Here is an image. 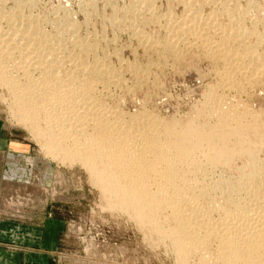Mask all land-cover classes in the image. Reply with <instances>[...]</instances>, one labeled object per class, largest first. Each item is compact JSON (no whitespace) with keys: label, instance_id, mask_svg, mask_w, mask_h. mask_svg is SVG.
Wrapping results in <instances>:
<instances>
[{"label":"rangeland","instance_id":"obj_1","mask_svg":"<svg viewBox=\"0 0 264 264\" xmlns=\"http://www.w3.org/2000/svg\"><path fill=\"white\" fill-rule=\"evenodd\" d=\"M13 1H15L17 3L20 1V2L26 4V5L23 4L24 8L22 11L19 10L20 12H22L20 14L21 15L23 14L22 15L23 20H25V18L26 19L29 18V20H31V18H32V21L35 22L37 20L36 18L40 17L36 22V25L38 27H40V28H38V30L40 29L39 30L40 32L42 30L44 32L45 28H47V30H45V32H50L49 35H51V37H53L52 39L54 42H56L55 40L60 39V37H61L60 30L62 31L63 29L68 27L66 25V21H67V24L69 22L71 23V25H70L71 28H70V26L68 28H66L68 31L67 34L68 33L69 34L67 35L65 32V35H63L65 37V40L62 43L66 47L62 48V51H60V54L61 55L63 54V56H66L65 59L67 57H69L67 59H70L71 57H72L71 59H74V58L75 59L77 58L79 60L83 59L84 61L86 60V61H88V63L92 64V65L91 64L87 65L88 66L87 67L88 68L87 69V71H88L87 77H89L88 81L91 82V84H90L91 87H94V88H91L89 91V93H91V94L90 95H89V93L86 94L85 96H83V99L90 96V98L93 100V102L95 104L93 109H96V107L98 109V107H100V106L102 108H105V106H106L107 109L105 108L106 110H104V111L108 112V114L110 112V114L114 115L115 113H118V110H119L120 114L119 113H118L119 115L115 114L117 117L120 118V119H118L115 116L117 118L118 122L119 121L122 122L124 120H127V119H129V117L131 115H134V114H136L135 118L137 117V114H138V118L139 117H141V118L146 117V119H149V118L151 119L152 117L148 118L149 114H151L150 116H153V117L156 116V120L158 122L160 121L159 123L161 125L174 126L175 124L177 125L178 123L179 124L182 123V120H187L188 118H190V119H188L187 121H190L191 117H192V119H193L192 121H194L198 125V127L208 129L214 123L215 119L213 118L214 121L212 119H209V118L207 119V117H210V116H207V114H204V113H207L208 109H210V105H213V104H210V105L208 104V101H207L208 96L204 95V94L207 92V90L209 92L210 91L209 89L211 88V94H209V97L211 98V100L215 101V104L217 101L220 102L219 105H221V107H222V108H220L222 110V111L220 110L221 112H224V111L225 112L226 111L231 112L232 111V113L239 114L240 116H242V113L243 112L245 113V109H243V108L247 107V109H249V108L251 109V110L249 109L250 112L252 110H254L253 112L255 113V115L258 114L256 116V118L259 119L260 123H262L264 125V77H263L264 75L263 74L259 75V73H263V72L258 71V69L259 70L261 69V71H264V62L262 63L260 61V60H264V58H263V56H264V0H205V1L204 0H202V1L201 0H195L194 1L195 8H197V9L200 8L198 10H201L200 12L203 14L202 17L204 19L206 18V22H207V15L206 14L210 15L209 19L212 18L214 20L213 21L214 23L209 22L210 20H208V23H212V25L210 24L211 29L214 27L213 31H214L215 26H216L215 22L218 23L217 26L223 25L226 28V25H227L228 27L226 29L228 30L227 33L230 37L236 36V35H230V34H235L237 30L241 29L243 31V29H244L246 31V33H245L246 35L244 37L245 39L243 38L242 39L243 43L241 42L242 47L241 46L238 47L234 42H232L231 38H233V37L230 38L231 39V40H229L230 42L228 41V43L226 42V44H223L222 42H224V41H222V42L220 41L221 39L224 38L223 33H221L218 36L214 33L211 34V35L214 34L211 37H213V39L216 37L215 38V39H217L216 41H219L220 43H222L223 46L227 47L228 44L229 45L231 44L229 47H232V48L235 47L234 48L235 51H236V46H237V49L240 48V49H238L239 56H238L237 51L236 52L233 51V52L237 53L236 57L238 59L240 58L239 60H237L238 64H236V65H240L238 67L242 68V66H244V68H245L246 65H248L249 66V67H247L248 69L253 68V69H251V72H249L251 74H247V73L244 74L243 73L242 76L239 74L230 75L231 76L230 80L233 79L232 84H235L237 82L238 83L237 85H240L243 89L240 86L236 87L235 85H231L229 87V88H231V90H229V88L228 89L224 88L225 89V90L223 89L224 92H223V90H220V89H222L221 84H223V83H220L221 82L220 80L222 78L221 79L219 78V77H222L221 76V70L223 68L222 66H224V62H222V60H219V59L217 60L215 58L216 56L215 57L212 55L207 56V55H210L207 51H205V50L202 51V49L201 48L199 49V47L196 48V46H194V44H193V46H190L192 43L191 44L188 43L189 45L185 46L184 45V44H186V41H185V43L182 45V42H184V41H182V40H184L183 37L181 38L182 42L179 41L177 43H175L177 40H173V38L175 36H172V38L169 37V36H171L170 30H174L176 28L175 27L176 25H174V24L179 23L177 21H181V20H182L181 22H183V20H184L183 16H185L186 12L188 11L184 8L185 4L183 5L182 4L183 2L181 0H179L178 2H177V0H173V1L172 0H154V1L148 0L149 2H152V3H148V4L150 6H152L151 4H153L152 8H153V10L155 9V11H153V10L152 11H153L154 15L155 14L156 15L155 16L153 15L154 17L151 14L149 15L150 11H143V10L142 11H134L136 13L138 12L137 14L135 13L136 14L135 19L137 18L136 20L134 19L135 21L129 20L130 19L129 14L131 12L134 13L132 11V4H130L129 0H18V1L17 0H6L5 1L6 3L3 4L4 6L0 5V8L2 7L0 10L1 11L0 12V21H1L0 27L2 26L1 28L6 29V27L8 28V23H12L11 22L12 20H9V18H8L10 15L14 16L15 14L16 15L19 14V11L17 9H15V10L13 9V7L17 8V6H19V5L17 4V6H16L15 5L16 3L15 2L13 3ZM207 1L209 4L207 3ZM147 2L145 3L146 5H147ZM31 4L33 5V10H28V8H29L28 6H32ZM111 4H112V6H111ZM8 5H9V7H11L13 5L11 8L13 10L10 11V9H7V8H9ZM144 6L145 5H142V7H144ZM171 6H172V8H171ZM223 6H224V8H223ZM5 9H7V10L5 11ZM235 9H238V13H236L237 10H235ZM241 9L244 11L242 12ZM185 10H186V12H185ZM224 10L226 12L229 11L232 16L229 14V12L227 14H226V12L224 13L223 12ZM2 11H4L5 14H6V12H9L10 15H9V13H7L3 17L2 13H4V12H2ZM30 11H32V12H30ZM212 11H214V14H215L214 17L216 19H214L213 15H211L213 13ZM11 12L13 13V15ZM28 12H30V13H28ZM241 13H243V16ZM27 14H30V17L27 18V16H26ZM31 14H32V16H31ZM238 14H240V15H238ZM66 15H68V17L70 18L69 22H68L69 18L67 19ZM122 15H128V18L124 19V22L126 24L122 21V23L124 25H127L128 27L124 26L122 24L123 27H125V28H123L121 26L120 27L121 30L119 28L115 29V27L113 26V23H116L117 19L118 20L121 19ZM165 15H166V17L167 16L169 17V15H170V17H169L170 19L172 17L173 18L171 20H169L168 17H167L168 19L165 18ZM234 15L236 17L233 18ZM1 16L3 17V20L1 19ZM156 16H157V19L159 20V22H158V20H156ZM237 16H238V18H237ZM149 17H150V19H149ZM124 18H126V17H124ZM140 18H141V20H139ZM147 18L149 20H147ZM236 18H237V22L239 20V23L240 24L242 23L241 24L242 28L240 27L241 25L239 23L237 25ZM6 19H8L9 22H7L8 20H6ZM50 19L51 20L52 19H55V20L58 19L57 20L58 22H56V21L53 22ZM59 19H60V21H59ZM64 19H65V21H62ZM163 19L164 20L167 19L168 21H170V22L172 21L173 23L171 22L172 24H170V22H167V20H166L167 23H165V21H164V24H163V21H162ZM212 19H211V21H212ZM49 20H50V22H49ZM173 20L174 21L177 20V21L174 22ZM229 20H231L230 23H229ZM127 21H129L131 23H129V22L127 23ZM136 21H137L136 24H138L136 29L141 27V29H143L142 31L144 32V33L142 32L141 34L142 35L144 34V35L142 36L139 34V36H137L136 35V34H138L137 30H135L136 33H134L135 34L134 35L131 32L132 31L131 30V31L127 32L129 35L128 36L126 31H128L131 27L130 25H133ZM5 22L7 25L5 24ZM227 22L229 24L233 23L230 25L231 27L235 23H236V25H234L235 27L233 26L231 28L229 26V24H227ZM72 23H73V26H72ZM50 24H53V25L51 26ZM165 24H167V25H165ZM49 25L51 26V29H50ZM168 25H170L171 29ZM53 26L54 27L59 26V27H56L54 29ZM167 26L170 29L169 30L170 32L168 31V33H170V35H168L167 32H166L167 34H165V32H163V31L168 30V29H166V28H168ZM217 26H216V28H217ZM62 27H64V28H62ZM161 27H163V29H164V27H166V28L163 30ZM236 27H237V30H236ZM57 28L59 30H56ZM73 28H75V29H73ZM229 28H231L232 29L231 31H233L234 33H232L231 31L229 32V30H230ZM233 28H235V29L233 30ZM238 28H240V29H238ZM66 29H65V31H66ZM118 29L120 31H118ZM122 29H124V30H122ZM205 30H207V29H204V31ZM10 31L11 32L13 31V27L10 28ZM10 31H9V33H10ZM56 31L60 34V36L58 35V33ZM242 31H241V33H242ZM55 32L57 33V37L55 35L56 34ZM27 33H28V35L32 34V37H33L32 32L31 33L23 32V34H22L23 36L21 35L22 37L20 40H21V42L23 41V43H25V44H26V42L30 43V44H28L27 48L29 49V47H30V50H31V49H33V47L35 45L32 44L33 40L30 41L32 39L30 37L31 35L28 36ZM146 33L148 36L146 35ZM172 33H173V31H172ZM72 34H74V35H72ZM95 34H97L99 37V38L95 39L96 42L99 43V44L96 43L97 46H95L97 51L95 50V48L92 49L94 47V42H95L94 38L96 36ZM26 35L28 37H30V39L28 38V41H27V38L24 39L25 37H27ZM242 35H243V33H242ZM86 36H88L87 40H86ZM102 36H104V38H102ZM165 36L167 38L169 37L172 39V40L170 39L171 42L168 41L169 44H171L173 46V44L175 43L174 47L170 46V48H172V49H166V50H169V52L166 50L165 51L162 50V49H164L162 46L164 45L165 42L161 43L160 40L165 38ZM73 37H75V39L76 38L77 39L75 40ZM83 37H85L84 38L85 40L83 39V41H80V40H82L80 38H83ZM188 37L189 36H187V38ZM67 38L70 40L66 41ZM142 38H143V40H142ZM148 38H150V39L152 38V39L149 40ZM235 38H237V37H235ZM52 39L50 38V40H52ZM145 39L148 41L145 42ZM174 39H176V37ZM77 40H79L80 45L79 44L78 45L80 47L77 45V43H78ZM104 40H105V43H104ZM112 40L114 41V43ZM152 40L153 41L156 40V42L152 43L151 42ZM225 40H226V38H225ZM245 40L246 41L248 40V41L246 42ZM73 41L74 42L77 41L76 42L77 47H76L75 43H73ZM84 41H85V43H84ZM257 41H259V42H257ZM65 42H67V43H65ZM89 42H90V47L87 46V44L89 45ZM178 43L180 44L179 47H177ZM65 44H67V45H65ZM71 44H73V45H71ZM82 44L85 47V49L83 48L84 50L81 49ZM92 44H93V46L91 47ZM100 44H101V46H100ZM105 44H107V45H105ZM160 44H162V45H160ZM243 44H245L244 45L245 48H244ZM26 45H24V46L26 47ZM250 45H251V47H250ZM74 46H75V48H74ZM173 48L174 49L176 48V50L178 48H180V49L177 52ZM181 48H182V50H181ZM17 49H18L17 51L15 50V48L10 50L12 61L16 59L15 60L16 62L15 61L13 62L14 64H12V62H11V66H13L14 68L8 66L10 68V72L13 71L11 73V75L16 77V78L19 76L17 80L20 81L18 83H20L21 85H23L24 83L26 84L27 81H28V83L29 82L31 83L33 81V83H31V84L34 86L36 93L40 92L41 90H39V88H38V90H39L38 91L37 87L34 85L37 82H39L37 80L39 78L37 76L39 74V72L38 71L33 72L34 68L30 64L24 65L28 61L27 62L24 61L25 63H23L21 65L16 64L18 62V60L21 58L20 49L19 48H17ZM65 49L67 50V52ZM250 49L252 50L251 52H250ZM253 49H255V50H253ZM78 50L81 52H79ZM85 50H87V51L85 52ZM173 50L175 52H173ZM240 50H241V52H240ZM77 51H78V53H77ZM83 52H85V53L90 52V53L85 55ZM206 52H207V54H205ZM96 53H97V56H94V54H96ZM120 53H122V54L120 55ZM174 53L175 54L178 53V55L180 54L179 56L178 55L175 56V57H178V58L180 57V58L175 59V57H173V55H175ZM92 54H93V57H95V58H93V60H92ZM169 54H170V56H169ZM241 54H243V55H241ZM249 54L250 55L253 54L252 59L250 58L251 56H249ZM77 55H78V57H77ZM203 55H204V57H203ZM47 56H46V58L48 61H53V62L56 61V60L54 61V59H52V58H49L50 56L49 57H47ZM254 56H255V58H254ZM259 56H262V57H259ZM81 57H84V58H81ZM96 57H98L97 60H96ZM211 57L212 58L214 57V58L212 59ZM256 57H257V59H256ZM85 58H88V59H85ZM100 58H102V60L104 58V60L103 61L100 60V62H99L98 60ZM107 58H108V60H107ZM26 60H29V59H26ZM118 61H119V63H118ZM123 61L129 63L130 65L129 64L126 65V63H124ZM131 61L134 62L135 64L130 63ZM217 61H219V62H217ZM249 61L251 62V64ZM247 63H249L250 65ZM66 64L67 65H65V66H67V67H64V68L67 71L68 70L70 71L73 68H75V66L73 67L74 64L72 62H69ZM71 64H72V68H71ZM93 64L95 65V68L96 69L98 68L99 70L98 69L96 70L94 68ZM99 64H101V65L103 64V65L101 66ZM133 64L137 67L133 66ZM14 65L15 66L18 65V66L15 67ZM68 65H70V66H68ZM104 65H106V66H104ZM108 65H109V67H108ZM128 65L130 68L127 67ZM131 65L133 66L132 68H134V69L131 68ZM220 65H222V66H220ZM257 65H258V67H257ZM261 65H263V66H261ZM89 66H92V67L89 68ZM98 66H100V68ZM103 66L105 68H103ZM119 66H121V67L119 68ZM252 66H254L255 68ZM259 66H261L263 68H261V67L259 68ZM25 67H27V68L29 67V68L27 69ZM148 67H149V69H148ZM106 68H107L106 72L109 75L104 70H102V69H106ZM117 68H119V69H117ZM127 68H128V70H126ZM116 69L119 70V73H121L120 75L118 74V72H116ZM135 69H137V70L142 69V70L139 72L137 71V73L135 74V72H136ZM110 70H111V72H110ZM253 71L256 72L257 76H255L256 74ZM25 72H26V75L29 74L32 77V80H31L30 76L24 75ZM111 73L115 76V78L112 75H111L112 77L110 76ZM141 73L144 76H141L142 75ZM105 74L107 75L109 82L107 81L108 79L106 78ZM246 74H247V77H249L251 75L250 76L251 78H252L253 74H255L253 76L255 78H252V80L250 77L246 78L245 77ZM76 75H75V77H73L74 78L73 80H75V81L77 78L80 77L78 75H77L78 76L77 77ZM118 75H119L120 79L118 78ZM25 76L27 77V79ZM85 76H86V74H85ZM233 76H235L236 78L235 77L233 78ZM243 76L245 77L244 79L246 81L242 78ZM33 77L35 79H33ZM36 77H38V78L36 79ZM96 78H97V80H96ZM113 78L115 80H113ZM116 78H118L117 79L118 82L116 81ZM101 79L103 80V82ZM143 79H146V80H143ZM237 79H240L239 81H241V83L239 81H237ZM247 79H250L251 83H248L250 81L249 80L247 81ZM110 80H113V81H110ZM138 80H140V81H138ZM255 81H256V83H255ZM139 82H141V83H139ZM244 82L248 83V84L246 83L247 86H246V84H244ZM216 83H217V85H219L218 83H220V85L217 86ZM93 84H94V86H92ZM241 84H243V85H241ZM249 84L251 86H249ZM233 87H235V88H233ZM214 88H216V89H214ZM32 89H33V87L30 89L32 91V95H33V93L35 91H34V89L33 90ZM234 89H236V91ZM92 90H94L95 92L93 91L94 92L93 93ZM227 90H229V92H227ZM35 95H37V94L34 93V96ZM210 95L211 96L213 95V97H215V96L216 97L213 99V97H211ZM217 95L219 97L220 96L221 97L219 98ZM100 96H101V98H100ZM206 96H207V98H206ZM9 97H10L9 92L7 91L6 87L3 86L2 84H0V131H1L0 134L4 136L5 147H6V149H8V150L4 149L6 151V152L4 151L5 153H2L0 150V160L2 159V161H0V181H1L0 182V204L3 205V207L0 208V211H2V210L5 211L4 214L6 215L7 220H16V221L22 222L23 227H29L30 228L31 226H36V229H35L36 235L22 233V236H21L22 242L41 244V243L49 242L50 240H52L50 237H54V241H55L54 244H56V248L54 251L56 254L55 262L57 264H181L179 259H178L177 254H176V251L174 249V246L172 244V239L170 238V236H169V238L171 239V241L165 235L163 239L158 241V243L157 242L156 243L151 242L150 236H148L150 234L146 231L145 226L140 225V223L137 221V219H136V217H134V215H132L131 213L129 214V213H127L123 210H120V209H118V210L117 209H110V208L106 207L107 205H105V203L103 204V201L101 198L102 197L101 186L94 183L95 181L92 180L91 175H89L90 173L86 169H84L85 167L80 162H76V161H68L67 162V160L63 161L61 159V157L63 156L64 153H60L59 155L54 154V157H53L52 154H50V153L48 154L46 151H44L41 144L40 143L38 144L37 141H35L36 139H32L34 137H31L32 134H30L31 132H30L29 128L25 129L24 124L18 125V123H22V122L17 121L16 119H14L13 116L9 115V114H12L11 108H10L11 105L9 104V101H8ZM95 98H96V100H95ZM203 98H206L207 100H205ZM97 99L99 101L98 104H97ZM100 99H102V100H100ZM44 100L45 99H43L41 101V104L43 103L42 105H45V106L47 105V106L46 107L42 106V105L41 106L49 109L51 104L48 101H50V100L49 99H46L45 101ZM205 101H207V103ZM105 102H107V105ZM203 103H205V104H203ZM221 103H223V104H221ZM235 103H237V105H235ZM217 104H218V102H217ZM205 105H208L209 108ZM64 106L62 108H65ZM110 108H111V111H109ZM203 108H204V110H203ZM113 109L115 110L114 114L111 113L114 111ZM62 110H64V109H62ZM81 110H82V108H81ZM50 111H52L51 108H50ZM246 111H248V110H246ZM139 112L144 113L145 115L148 113V115L144 116V114H140ZM55 113H53V114H55ZM65 113H66V115L68 114V112L66 110H65ZM128 114H130V116H128ZM57 116H59L58 113H57ZM258 116H259V118H258ZM69 117L65 118V132H66L65 138L66 137L68 138L69 136L70 137H77L78 136L77 138L81 139L83 136L84 137H85V135L87 136V134L88 135L89 134L94 135V134L98 133V130L95 128H93V130H95V131L91 130L92 127H94V126H92L93 124H91V123H93L92 121L86 122L87 124L85 123V125H83V123H82L83 126L81 127L80 125L76 126V123H79L78 121H76L75 119L72 121L71 119H73V118H71V116H69ZM133 117L134 116H132V118ZM122 118H124V119H122ZM66 119H67V121H66ZM146 119L141 120V121L145 122ZM39 120H41V121L39 122ZM42 120H44V119L39 118L38 121H35L34 123L32 122L31 125L36 124L37 122L39 124H43L42 122H44V121H42ZM209 120H211L213 122H211ZM69 121H72L71 122L72 124ZM187 121H183L182 125L185 124L184 122H187ZM59 122H60V119H59ZM73 122H76V123H73ZM73 124H75L74 128L72 126ZM171 124H173V125H171ZM182 125L181 126L179 125L180 126L179 129L183 128ZM201 125L204 127H202ZM81 129L83 132L81 131ZM89 136H87V137H89ZM55 156H57L56 157L57 159L55 158ZM239 161H236L235 164H232V167L239 168V166L241 167L242 163L244 165V160H242L240 162ZM206 165H207L206 162L202 163L201 167H199L200 169L198 168V171L195 172V174L197 176V178H196L197 188L201 189V188H204L205 186H206V188L208 187L207 190H210V192L212 190V192H211L212 194L210 193L211 196L210 197H194V198H192V200L189 199L187 202L188 203L187 205H189V206L187 207V205H186V207H184L185 209L182 208L183 210L181 209V211H180L181 213H185L186 209H187V211H191L193 206H196V205H197V207L199 206L198 207L199 210H200V208H202L201 209L202 211L200 210V212H201L200 214H202L201 218H199V216H198L196 219L198 227L195 226V228L193 227L194 230L192 229L193 232L195 231L194 232L195 234L193 233L195 236H197L200 233V232L198 233L199 227H200L199 231H201L200 235L205 234L204 233L205 232V230H204L205 224L200 223L199 220L203 219V221H201V222L204 223L205 221H207V218L209 220H211V222L219 221L221 219L222 215H221L220 211H218L217 209L216 210L214 209V211H211L209 209V204H215V202H216L217 204L220 205L222 203L229 201V199H231L233 196L232 189H231V187H232L231 183H233L236 180V178L234 179L235 176H233V175L230 176V174H229L230 170L226 166L218 165L217 167L213 168L211 173H209L208 168H206L207 167ZM203 166H204V168H203ZM183 177L186 179V175L184 174V171L181 172V174L178 178L181 179L182 181H184L185 179ZM178 178H177V181L179 180ZM203 178H204V180H203ZM218 178H220V179H218ZM224 178H226V179H224ZM215 179H217V182H213V181H216ZM210 180H211L212 184H211ZM220 180L222 181V183H220L221 182ZM223 180H225L226 182ZM229 180L233 181V182H230ZM203 181H204V184H206V183L207 184L201 185V182L203 183ZM151 183H152V185H154L153 180H151ZM216 183H217V185H215ZM223 183H224L225 189H224ZM226 183H230V184H226ZM209 185L211 187H213V186L214 187L211 188ZM150 187H151V185H150ZM153 188L151 187L152 190H153ZM214 188L216 190H214ZM226 192H227V194H226ZM263 192H264V190H263ZM211 198L215 199L216 201L212 200ZM226 199H228V200H226ZM239 200L242 201L243 198H242V200L241 199H239ZM209 201H210V203H208ZM212 201H214V202H212ZM257 203H259V201L254 202L253 206L255 209L249 210L247 212L250 215L246 214L245 216H242V217L238 216V217H236L237 219L236 218L234 219L235 222H237L239 220V222L242 226L246 223L245 222L246 220L249 222L251 220L253 221V218L249 219V218H251L250 216L253 217L255 215V214H253L254 212H256V214H258L260 212V211H258V209L255 206ZM190 204H193V206H190ZM204 205H206L207 207ZM161 209H160L161 212L157 213L159 219H158V217H156L157 220H159L158 223H160V227L163 226L162 227L163 230H165V228L167 230V228H169L170 226H171V228H173L174 227L173 223L174 224L177 223L176 220H174V215H172L174 213H172L169 208L167 209V208L162 207ZM256 209H257V211H256ZM206 211L208 214L206 213ZM260 213H259V215H260ZM169 215H171V216H169ZM206 216H207V218H206ZM260 216H262V217H260ZM260 216L257 217V215H255L254 218L255 217H257L259 219L263 218L264 217L263 212L261 213ZM217 217L220 219L216 220ZM240 217L242 220L243 219H245V220L242 221L240 219ZM243 217H245V218H243ZM50 219H55V220L59 221L61 224V228L57 231L55 236H51V235L46 234L47 222ZM176 225H175V227H176ZM237 225H239V223ZM167 233H169V232H167ZM212 236L213 235H210L209 237L207 236L203 243L198 244V246H195L196 248L194 247V249L191 250V252H190L191 254H190V256H188V260H187L186 264H200L202 262V257H204V256L209 257V261H208L209 264H216L218 262V259L215 257L217 255V250L219 249V239L217 240L218 237H216V239H215L216 235H214L213 237ZM197 237H198L197 239H199L200 236H197ZM199 241H200V239H199ZM199 241L196 240V244ZM196 249H197V251H196ZM200 251H201V253H200ZM207 251L209 252V254Z\"/></svg>","mask_w":264,"mask_h":264},{"label":"bare ground","instance_id":"obj_2","mask_svg":"<svg viewBox=\"0 0 264 264\" xmlns=\"http://www.w3.org/2000/svg\"><path fill=\"white\" fill-rule=\"evenodd\" d=\"M5 1L6 0H0V5H3L4 3H6ZM129 1H130V4H132V11L133 12L143 10V11H150L149 15L150 14L152 16L154 15L153 11H155V9L153 10V8H152L153 4H151L152 6H150L148 4V3H152V2H149L150 0L149 1L148 0H129ZM178 1L179 0H177V2ZM181 1L183 2V3L181 2L183 5L185 4L184 8L186 10H188L187 11L188 13L185 10L186 14H185V16H183L184 17L183 22H181L182 20L181 21H177V20L174 21L173 20L174 22H176V21L179 22V23L174 24V25H176L175 26L176 28L174 30H170L171 27H170V25H168L170 27V29L168 26H167L168 28L164 27V29L166 28L168 30L163 31V32H165V34H167L168 31L170 30L171 32L170 31L169 32L171 33V36H169V37L172 38V36H175L176 39H174L175 37L173 38V40H177L176 42L174 41L175 43L181 41V38L183 37L184 40H182V41H184V42L181 41L182 45L185 43V41H186V44H184L185 46H188L189 45L188 43H190V44L192 43L190 46H193V44H194V46H196V48L199 47V49L201 48L202 51H204V50L207 51L210 54L207 56H211V55L214 57L216 56L215 58L217 60L219 59V60H222V62H224V66L220 65L223 67L221 70V76L222 77H219L220 79L222 78L221 80L219 79L221 81L220 83H223V84H221L222 89H220V90H223L224 88L228 89L231 85H235L236 87L240 86V85H237L238 83L236 81H235L236 83L234 82L235 84H232L233 79L230 80V78H231L230 75L239 74L242 76L243 73L244 74L245 73L251 74L249 72H251V69H253V68L248 69L247 68V67H249L248 65H246L245 68H244V66H242V68H241V67H238L240 65H236V64H238L237 60L240 59V58L238 59L236 57L237 53L239 56L238 49H240V48L237 49V46L242 47L241 42H242V39L246 35L245 34L246 31L244 29L242 31L240 28H238L242 31V33H243V35H242L241 31L237 30V27H236V30H237L236 33L230 34V35H236V36H231V37H233V38H231L227 33L228 30L226 28L228 26L226 25V28L223 25L221 26L220 24H219L220 26H217L218 23H216V22H215V24H216L217 28L215 26V29L213 31L214 27L211 29L210 24L212 25V23H208V20H210L209 22H213L214 20L212 18L209 19L210 15L206 14L207 15V22H206V18L204 19L202 17L203 14L200 12L201 10H198L200 8H198V9L195 8V4H194L195 0H181ZM14 2L15 1H13V3ZM146 2H147L148 6L145 4ZM15 3H16L15 4L16 6H17V4L19 6H17V8L13 7V9L14 10L17 9L18 11L19 10L22 11L24 8L23 4H25V3H22L20 1L18 3L17 2H15ZM207 3H208V1H207ZM142 5H145V6L142 7ZM12 6L9 7V5H8L9 8H7V9H10V11L13 10V9H11ZM111 6H112V4H111ZM28 7H29L28 10H33V5L28 6ZM1 8H0V10H1ZM171 8H172V6H171ZM223 8H224V6H223ZM7 9H5V11ZM235 10H237L236 13H238V9H235ZM20 11H19L18 15H16L14 13L15 14L14 16H11L9 12H6V14L9 13L10 16L8 18H9V20H12L11 21L12 23H8L9 29L7 27H6V29L1 28L2 26L0 27V84L5 86L7 91L9 92L10 97L8 98V101H9V104L11 105L10 108H11V113H12L9 115L13 116L14 119H16L17 121L22 122V123H18V125L24 124L25 129L29 128V130L31 132V133L30 132L29 133L32 134L31 137H34L32 139H36L35 141H37L38 144L39 143L41 144L44 151H46L48 154L49 153L52 154L53 157H54V154L59 155L60 153H64L63 156L61 157V159L63 161L67 160V162L68 161L80 162L85 167L84 169H86L90 173L89 175H91L92 180L95 181L94 183L101 186V195H102L101 198H102L103 204L105 203V205H107L106 207H108L110 209H117V210L120 209V210H123L129 214L131 213L132 215H134V217H136V219L140 223V225L145 226L146 231L150 234L148 236H150L151 242H153V243L157 242L158 243V241L163 239L165 235L168 238L170 236V238L172 239V244L174 246V249L176 251V254H177L178 259H179L181 264H186L187 260H188V256H190V254H191L190 253L191 250L194 249L195 246H198V244L203 243L205 241L206 237L207 236L209 237L210 235H213V236L216 235L215 239H216V237H218L217 240L219 239V249L217 250V255L215 257L218 259V262H217L218 264H264V217L260 218V219L257 218L258 216L261 215L262 212L264 214V192H263V190H264V125L262 123H260L259 119L256 118V116L258 114L255 115V113L253 112L254 110H252L250 112L251 109L249 108L250 109L249 110V109H247V107H244V108L242 107L243 109H245V113L243 112L244 114L242 113V116H240L239 114L232 113V111L231 112H227V111L225 112L224 111L225 113L221 112L222 110L220 108H222V107H221V105H219L220 102L217 101L218 104H217V102L215 104V101L211 100V98L209 97V94H211V88H210L209 89L210 91L208 92V90H207V92H206L207 94L206 93L204 94V95L208 96V100L206 99L207 96H206V98H203V99L207 100L209 105L210 104H213V105H210V109H208L207 113H204V114H207V116H210V117H207V119L209 118V119L213 120V118H214L215 121L213 120L214 123L208 129L198 127V125L194 121H192L193 120L192 117H191L190 121H187L188 119H190L188 117H187L188 118L187 120H182V123H183V121H187V122H184L185 124H183V125H182V123H180V124L178 123L180 126L182 125V127H183L182 129H179L180 126L178 124L177 125L179 127L176 124L174 126L161 125L159 123L160 121L158 122L156 120V116L155 117L150 116L151 114H149V116H148V118L152 117L151 119L150 118L146 119V117L145 118L144 117L138 118V114H137V117L135 118L136 114L131 115V116H130V114H128V116H130L129 119L124 120L122 122L119 121L120 122L119 123L117 118L118 119H120V118L116 116L120 112L119 110H118V113H115L114 109H113L114 111L111 112L113 114L115 113L116 115L115 114L112 115V114H110V112L108 114V112L104 111L107 109L106 106H105L106 109L102 108L101 106L98 107V109L96 107L97 110L93 109L95 104H94L93 100L90 98V96L83 99V96L88 94L91 88H94V87H91V85H90L91 82L88 81L89 77H87V75H88L87 74V72H88L87 71V69H88L87 65L91 64V63H88V61H86V60L84 61L83 59H81V60H79L77 58L71 59L72 57L70 59H67L69 57H67L65 59L66 56H63V54L62 55L60 54V51H62V48L66 47L62 43L65 40V37L63 35H65V32L67 34L68 31L66 28H68L71 25V23L69 22L70 18L68 17V15H66L67 16L66 18L67 19L69 18L68 24L66 21V25L68 26L65 28L66 31H65V29H63L62 31L60 30L61 37H60V39L55 40L56 42H54L52 39L53 37H51V35H49L50 32H45V30H47V28H45V30H44L45 33L43 32L42 29H41L42 30L41 32L39 31L40 29L38 30V28H40V27H38L36 25V22L40 17L36 18L37 20L35 22H33L32 18H31V20H29V18H28V17H30V14H27L26 16L28 19L25 18V20H23V18H22L23 14L21 15L20 13H22V12H20ZM243 11L244 10H242V12ZM2 12H4V11H2ZM30 12H32V11H30ZM30 12H28V13H30ZM212 12L213 13L211 15H213V17H214V15H215L214 11H212ZM223 12L225 13L226 11L224 10ZM228 12H226V14ZM135 13L136 12H134V13L131 12L129 14L130 15V19H129L130 21H133L135 19L136 14L138 12L136 14ZM6 14H5V12L2 13L3 17ZM229 14H230V12H229ZM241 14L243 16V13H241ZM12 15H13V13H12ZM166 15H165V18L168 17V16L166 17ZM170 15H169V17H170ZM238 15H240V14H238ZM31 16H32V14H31ZM3 17L1 16L2 20H3ZM124 17H126V18H124ZM234 17H236V16L234 15L233 18ZM127 18H128V15H122L121 19H119V20L117 19V22L113 23V26L115 27V29H117V28L120 29L121 26L123 27L124 24L122 23V21L124 22V19H127ZM237 18H238V16H237ZM237 18H236V23L238 25L239 20L237 22ZM60 19H59V21H60ZM65 19L62 21H65ZM149 19H150V17H149ZM149 19L147 18V20H149ZM164 19L162 20L163 24H164V21H165V23L170 22L167 19H166L167 20V22H166V20H164ZM171 19L169 18V20H171ZM211 19H212V21H211ZM214 19H216V18L214 17ZM6 20H8V19H6ZM9 20L7 22H9ZM50 20H49V22H50ZM57 20L52 19L51 21L58 22ZM139 20H141V18ZM156 20H158L157 16H156ZM137 21L134 24L132 23L133 25H130L131 27L128 31H126V33L132 30L131 32L134 34V33H136L135 30H137L138 34H136V35L137 36H139V34L142 35L141 33L143 32L142 31L143 29H141L140 26H139L140 28L136 29V27L138 25V24H136ZM128 22L129 21H127V23ZM158 22H159V20H158ZM171 22H170V24L173 23V22L172 23ZM230 22H231V20H229V23ZM129 23H131V22H129ZM229 23L227 22V24H229ZM236 23L234 25H236ZM5 24H6V22H5ZM231 24H233V23H231ZM231 24H229V26ZM50 25L52 26L53 24H50ZM165 25H167V24H165ZM234 25H232V27ZM51 26H50V29H51ZM72 26H73V23H72ZM124 26H127V25H124ZM11 27H13L12 32L10 31ZM56 27H59V26H56ZM56 27H54V29ZM240 27L242 28V25ZM62 28H64V27H62ZM70 28H71V26H70ZM123 28H125V27H123ZM161 28L163 29V27H161ZM231 28H229L230 29L229 32L232 30ZM73 29H75V28H73ZM119 29H118V31L121 30V29L120 30ZM204 29H207V30L204 31ZM234 29L235 28H233V30ZM56 30H59V29L57 28ZM122 30H124V29H122ZM9 31H10V33H9ZM30 31L33 33V37H32V34H30L31 35L30 36L27 33V35L32 38L30 41L33 40L32 44L35 45L33 47V49H31V50H30V47H29V49L27 48L28 44H30V43H27L25 41L27 44L26 45L25 43H23V41L21 42V40H20L21 37L23 36L22 35L23 32L31 33ZM172 31H173V33H172ZM231 32L234 33L233 31H231ZM57 33L55 34L56 37H57ZM170 33H168V35H170ZM212 33L216 34L217 36L220 35L221 33H223L224 38L220 40L221 42L224 41V42H222L223 44H226V42L228 43V41L232 39V42H234L237 45L236 46L237 53H235L236 52L234 50L235 47L234 48L229 47L231 44L230 45L228 44V46L226 47V46H223L222 43H220L219 41H216L217 40V39H215L216 37L213 39V37H211V36H213L214 34L211 35ZM74 34H72V35H74ZM58 35L60 36L59 33H58ZM95 35H94L95 36L94 40L96 38H99L97 34H95ZM127 35H128V33H127ZM146 35H147V33H146ZM28 36L24 38V39L27 38V41H28V38L30 39V37H28ZM166 36L162 40H160L158 38L161 43L165 42L164 45L162 46L164 49L161 48L163 51H165L166 49H172V48H170V46H172V45L168 43V41L171 42L172 39L169 37L167 38ZM187 36H189L190 38L189 37L187 38ZM87 37L88 36H86V40H87ZM235 37H237V38H235ZM50 38L52 40H50ZM73 38L75 39V37H73ZM84 38L85 37L80 38V39H82L80 41H83ZM102 38H104V36H102ZM225 38H226V40H225ZM148 39L151 40L152 38L151 39L148 38ZM68 40H70V39L67 38L66 41H68ZM142 40H143V38H142ZM153 40L151 41L152 43L156 42V40L155 41H153ZM77 41H78L77 45L78 44L80 45L79 40H77ZM147 41L148 40L145 39V42H147ZM76 42L73 41V43H75V45H76ZM257 42H259V41H257ZM65 43H67V42H65ZM84 43H85V41H84ZM96 43H98V42H96V40H95L94 47L92 49L95 48V50H96V47H95V46H97ZM104 43H105V40H104ZM113 43H114V41H113ZM174 44L172 47L175 46ZM24 45H26V47ZM65 45H67V44H65ZM71 45H73V44H71ZM77 45H76V47H77ZM105 45H107V44H105ZM160 45H162V44H160ZM244 45L245 44H243V46ZM251 45H250V47H251ZM87 46L90 47V42H89V45L87 44ZM92 46H93V44L91 45V47ZM100 46H101V44H100ZM179 46H180V44L178 43L177 47H179ZM14 48L16 51L18 50L17 48L20 49V56H21L20 59L18 58L19 60L17 59L18 62L16 64L21 65V64L25 63L24 61H26V62L28 61L24 65L30 64L34 68L33 72H35V71L39 72V74L37 75L39 78L36 77V79L38 78L37 80L39 82H37L35 80L37 83L34 85L37 87V90H38V88H39V90H41L40 92H38L39 91L38 90L37 91L38 93H36L34 86L31 84V83H33V81L31 83L30 82L28 83V81L26 80L27 83L26 84L24 83L23 85H21L20 83H18L20 81L17 80L19 76L16 78V77L11 75V73L13 72L12 71L13 69L11 70L12 72H10V68L8 66L13 67V66H11V62H12V64H14L13 62L16 60L15 59L12 61L11 52H10V50L14 49ZM74 48H75V46H74ZM83 48L85 49V47L82 44L81 49L84 50ZM244 48H245V46H244ZM179 49L180 48H178L176 50V48H175L174 50L178 52ZM251 49H250V52L252 51ZM174 50H173V52H175ZM181 50H182V48H181ZM253 50H255V49H253ZM78 51H77V53H78ZM86 51L87 50H85V52ZM166 51L169 52V50H166ZM233 51H235V52H233ZM66 52H67V50H66ZM79 52H81V51H79ZM85 52H83L85 55L90 53V52H87V53H85ZM207 52L205 54H207ZM240 52H241V50H240ZM121 54L122 53H120V55ZM78 55H77V57H78ZM176 55H178V53L173 55V57H175ZM241 55H243V54H241ZM252 55L249 54V56H251L250 57L251 59L253 57ZM46 56L47 57L50 56L49 58H52V59H54V61L55 60L56 61L55 62L48 61ZM94 56H97V53L94 54ZM169 56H170V54H169ZM203 57H204V55H203ZM257 57H256V59H257ZM259 57H262V56H259ZM81 58H84V57H81ZM93 58H95V57H93V54H92V60H93ZM176 58H178V57H175V59ZM254 58H255V56H254ZM263 58H264V56H263ZM26 59H29L30 61L26 60ZM85 59H88V58H85ZM97 59H98V57H96V60ZM100 60H102V58H100L98 61L100 62ZM103 60H104V58H103ZM107 60H108V58H107ZM260 61L262 63L264 62V60H260ZM69 62H72L74 64L73 67L75 66V68H73L70 71L69 70L67 71L64 67H67L65 65H67L66 63H69ZM123 62L126 63V65L129 64L125 61H123ZM217 62H219V61H217ZM118 63H119V61H118ZM130 63H134V62L131 61ZM134 64H133V66H135ZM247 64H249V63H247ZM250 64H251V62H250ZM18 65H16V66L14 65V66L17 67ZM99 65H101V64H99ZM129 65L127 67H129ZM258 65H257V67H258ZM68 66H70V65H68ZM104 66H106V65H104ZM104 66H103V68H105ZM133 66L131 65V68ZM254 66H252V67H254ZM261 66H263V65H261ZM261 66H259V68ZM91 67L92 66H89V68H91ZM98 67L100 68V66H98ZM108 67H109V65H108ZM120 67L121 66H119V68ZM135 67H137V66H135ZM25 68H27V67H25ZM71 68H72V64H71ZM94 68H95V65H94ZM107 68L102 69V70H104L106 72ZM119 68H117V69H119ZM261 68H263V67H261ZM117 69H116V72H118V74L120 75L121 73H119V70H117ZM132 69H134V68H132ZM148 69H149V67H148ZM111 70H110V72H111ZM126 70H128V68ZM135 70H136V72H135V74H136L137 71L139 72L142 69L141 70L135 69ZM255 71H253V72H255ZM258 71L263 72V73H259V75L260 74L264 75V71H261V69L260 70L258 69ZM76 74L80 77L77 79L75 78L76 79V81H75V80H73L74 79L73 77H75ZM85 74H86V76H85ZM247 74L245 75V77L249 78L251 75L250 76L248 75L249 77H247ZM255 74H256V72H255ZM255 74H253V76ZM24 75H26V72ZM27 75L30 76L29 74H27ZM111 75L114 76L112 73L110 74V76ZM119 75H118V78H119ZM141 76H144V75L142 74ZM253 76H252V78H255ZM255 76H257V74ZM234 77L235 76H233V78ZM245 77L243 76L242 78L244 79ZM30 78L32 80L31 76H30ZM106 78H107V75H106ZM114 78H115V76H114ZM114 78H113V80H115ZM118 78H116V81ZM252 78H251V80H252ZM26 79H27V77H26ZM33 79H35V78L33 77ZM96 80H97V78H96ZM113 80H110V81H113ZM143 80H146V79H143ZM239 80L240 79H237V81H239ZM248 80L250 81V79H247V81ZM107 81L109 82V79ZM138 81H140V80H138ZM256 81H255V83H256ZM102 82H103V80H102ZM239 82L241 83V81H239ZM139 83H141V82H139ZM220 83H218V84L220 85ZM246 83L247 82H244V84H246ZM248 83H251V81ZM94 84L92 86H94ZM247 84H246V86H247ZM216 85H217V83H216ZM219 85H217V86H219ZM241 85H243V84H241ZM249 86H251V85L249 84ZM32 87L35 91L34 93L37 94L35 96H34V93L32 95V91L30 90ZM233 88H235V87H233ZM214 89H216V88H214ZM224 90H223V92H224ZM229 90H231V88H229ZM229 90H227V92H229ZM234 90L236 91V89H234ZM93 91L94 90H92V92ZM90 94L91 93H89V95ZM213 95L212 96L210 95V96L213 97ZM215 97H213V99ZM96 98H95V100H96ZM100 98H101V96H100ZM43 99H45V100L49 99L50 100V101H48V100L47 101L51 104L50 108L52 109V111H50V108L48 109V108L42 107V106H45V105H42L43 103L41 104V101ZM100 100H102V99H100ZM207 101H205V102L207 103ZM98 102L99 101L97 99V104H98ZM105 103L107 105V102H105ZM203 104H205V103H203ZM221 104H223V103H221ZM235 105H237V103H235ZM63 106L65 108H62ZM205 106H207L209 108L208 105H205ZM81 108H82V110H81ZM62 109H64V110H62ZM65 110L68 112L67 115L65 113ZM203 110H204V108H203ZM246 110H248V111H246ZM109 111H111V108ZM141 112H139V113L144 114ZM53 113H55V114H53ZM57 113L59 116H57ZM65 115L67 117L71 116V118H73V119H71L72 121L75 119L76 121H78L80 123L79 124V123L73 122V123H76V126L80 125L82 127L83 125H85L86 122L92 121L93 123H91V122L90 123L93 124L92 126H94V127H92L91 130L95 131V130H93V128H95L98 130V133H96L94 135L89 134L90 136L87 134V136H89V137H87L86 135H85V137L84 136L82 137L79 134L82 137L81 139L77 138L78 136L77 137H70L69 136L68 138L67 137L65 138V135H66L65 134L66 133L65 132V118H67ZM146 115H148V113ZM146 115L144 114V116H146ZM132 116H134V117L132 118ZM39 118L44 119V120H42V121H44V122H42L43 124H39L37 122L36 124L31 125L32 122L34 123L35 121H38ZM258 118H259V116H258ZM59 119H60V122H59ZM122 119H124V118H122ZM145 119H146L145 122L141 121V120H145ZM40 121L41 120H39V122ZM66 121H67V119H66ZM72 121H69V122L71 123ZM209 121H211V120H209ZM213 121H211V122H213ZM82 123H83V125H82ZM171 125H173V124H171ZM72 126L74 128L75 124H73ZM202 127H204V126H202ZM81 131H82V129H81ZM56 157L57 156H55V158ZM239 160L240 161L244 160V165L242 163V165L240 164L241 167L239 166V168H237L236 166H235L236 168L232 167V164H235V162L239 161ZM204 162L207 163L206 168H208L209 173H211L213 168L217 167L218 165L226 166L230 170V172H229L230 176H232V175L235 176L234 179L236 178V180L234 182L230 181L231 179L229 180L230 182H233V183H231V185H232L231 189H232L233 196H232V198L230 197L231 199H229V201L222 203L220 205L217 204L216 202H215V204H209V209L211 211H214V209L215 210L217 209L218 211H220V213L222 215L221 219L218 218L219 217L218 216L216 220L220 219L219 221L211 222V220H209L206 216L207 221H205L204 223L201 222V221H203V219L199 220L200 223L205 224V229H204L205 232L202 230L205 234L200 235V233H201V231H199L200 227L198 228V233L200 232L197 235V236H200L199 237L200 241H199V239H197L198 237L194 235L195 231L193 232L192 229H193V227L195 228V226L198 225L196 219L198 216H199V218H201L202 214H200L201 213L200 210L202 208H200V210H199V208H198L199 206L198 207H197V205L193 206V204H194L193 203V204H190V206H193V208L191 207L192 208L191 211H187V209L185 210L186 211L185 213H181L180 211L182 208L186 207L189 199L192 200V198H194V197H210L212 194L211 193L212 190L210 192V190H207L208 187L206 188V186L204 188H201V189L197 188V181H196L197 176H196L195 172L198 171V168L201 167V164ZM203 168H204V166H203ZM183 171H184V174L186 175V179L183 177L185 179L184 181H182L181 179L178 178L180 176L181 172H183ZM177 178L179 179L178 181H177ZM218 179H220V178H218ZM224 179H226V178H224ZM151 180H153L154 185H152ZM203 180H204V178H203ZM215 180L216 181H213V182H217V179H215ZM223 181H225V180H223ZM210 182H211V180H210ZM220 183H222V181ZM224 183H223V186H224ZM202 184L206 185L207 183L204 184V181H203V183L201 182V185ZM211 184H212V182H211ZM226 184H230V183H226ZM150 185L152 188L154 187L153 190L151 189ZM215 185H217V183ZM213 187H211V188H213ZM224 189H225V186H224ZM214 190H216V189L214 188ZM226 194H227V192H226ZM242 198H243V200H242ZM239 199H241L242 201H240ZM212 200L216 201L215 199H212ZM226 200H228V199H226ZM210 201L208 203H210ZM214 201H212V202H214ZM243 201L244 202L246 201V202L244 203ZM258 201H259V203H257L255 206L258 209V211H260V212L262 211L261 213L259 212L260 215H259V213L256 214V212H254L253 214L257 215V217L254 218L255 215L253 217L250 216L251 218L248 217L249 219L253 218V221L251 220L249 222L246 220L245 221L246 223L242 226H241L239 220L237 222H235L234 219L238 216L242 217V216H245L246 214L250 215L247 212L249 210L255 209L253 206L254 202H258ZM188 206L189 205H187V207ZM204 206H206V205H204ZM0 207H3V205L0 204ZM162 207L167 208V209L169 208L171 210V212L174 213L172 215H174V220H176L177 223H175V224L173 223V225H174L173 228H171V226H170L169 227L170 229L167 228V230H166V228H165V230H163L162 229L163 226L160 227V223H158L159 220H157L156 217H158L157 213L161 212ZM257 209H256V211H257ZM206 213H207V211H206ZM169 216H171V215H169ZM241 217H240V219H241ZM260 217H262V216H260ZM243 218H245V217H243ZM158 219H159V217H158ZM243 220H245V219H243ZM238 223H239V225H237ZM175 225H176V227H175ZM167 232H169V233H167ZM171 239H170V241H171ZM196 240L199 241L197 244H196ZM197 249H196V251H197ZM200 253H201V251H200ZM208 254H209V252H208ZM208 261H209V257L204 256V257H202V262L201 261L200 262L202 264H207Z\"/></svg>","mask_w":264,"mask_h":264},{"label":"crops","instance_id":"obj_3","mask_svg":"<svg viewBox=\"0 0 264 264\" xmlns=\"http://www.w3.org/2000/svg\"><path fill=\"white\" fill-rule=\"evenodd\" d=\"M4 149L8 150L5 147V138L0 134L2 153L6 152ZM4 213L5 211H0V264H57L54 237H50L53 241L41 244L24 243L21 241L22 233L36 235V226L23 227L20 221L7 220ZM60 228L59 221L50 219L47 222L46 234L55 236Z\"/></svg>","mask_w":264,"mask_h":264}]
</instances>
